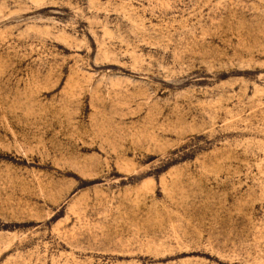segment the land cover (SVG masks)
<instances>
[{
  "label": "rangeland",
  "instance_id": "obj_1",
  "mask_svg": "<svg viewBox=\"0 0 264 264\" xmlns=\"http://www.w3.org/2000/svg\"><path fill=\"white\" fill-rule=\"evenodd\" d=\"M0 264H264V0H0Z\"/></svg>",
  "mask_w": 264,
  "mask_h": 264
}]
</instances>
